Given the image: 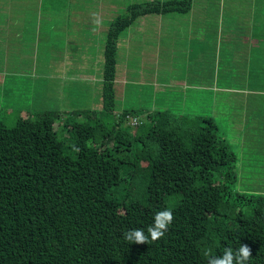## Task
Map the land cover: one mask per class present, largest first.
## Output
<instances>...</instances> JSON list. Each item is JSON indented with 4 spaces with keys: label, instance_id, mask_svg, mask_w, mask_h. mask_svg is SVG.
<instances>
[{
    "label": "trees",
    "instance_id": "1",
    "mask_svg": "<svg viewBox=\"0 0 264 264\" xmlns=\"http://www.w3.org/2000/svg\"><path fill=\"white\" fill-rule=\"evenodd\" d=\"M193 2H129L109 22L100 81L91 87L100 89L99 107L33 109L20 112L14 126L0 119V264H207L206 250L220 255L240 244L252 249L250 264H264V195L233 190L238 158L216 119L163 109L118 111L121 35L149 15L188 14ZM245 19L255 27L256 48L264 50V0H254L253 18ZM242 53L241 69H256L258 89L240 94L264 102V54L250 62ZM94 63L81 74L95 77ZM165 209L174 221L163 238L124 240L131 229L147 234L155 213Z\"/></svg>",
    "mask_w": 264,
    "mask_h": 264
},
{
    "label": "rangeland",
    "instance_id": "2",
    "mask_svg": "<svg viewBox=\"0 0 264 264\" xmlns=\"http://www.w3.org/2000/svg\"><path fill=\"white\" fill-rule=\"evenodd\" d=\"M110 1L0 0V119L14 126L20 112L33 109L57 106L68 113L99 107L100 89H91L94 76L81 74L87 66L92 72V54L82 49L102 50L107 18L123 15L129 2L150 0ZM253 2L194 0L192 14L140 18L121 35L115 91L122 105L118 111L147 107L214 117L238 158L233 190L264 195V102L240 94L258 89L256 69L243 71L240 55L245 50L253 59L264 54L253 46Z\"/></svg>",
    "mask_w": 264,
    "mask_h": 264
},
{
    "label": "clouds",
    "instance_id": "3",
    "mask_svg": "<svg viewBox=\"0 0 264 264\" xmlns=\"http://www.w3.org/2000/svg\"><path fill=\"white\" fill-rule=\"evenodd\" d=\"M174 221L171 209L158 211L154 215V221L147 229H131L123 234L124 240L135 244H149L163 238L169 230V225ZM204 256L208 258L207 264H250L252 249L247 244H240L235 250L225 247L222 254L212 255L211 250H206Z\"/></svg>",
    "mask_w": 264,
    "mask_h": 264
},
{
    "label": "crops",
    "instance_id": "4",
    "mask_svg": "<svg viewBox=\"0 0 264 264\" xmlns=\"http://www.w3.org/2000/svg\"><path fill=\"white\" fill-rule=\"evenodd\" d=\"M37 9H39V8H37ZM194 9H195V7L191 10V12L189 13V14H192L193 13V11H194ZM223 11H225L224 9H223ZM12 12H13V10H12ZM74 16H76L75 14H74ZM77 17H74V19L75 20H80V18L78 17L77 19H76ZM201 19V21H207V17H201L200 18ZM113 19H111V18H107V23L105 24V25H103V27H108L109 26V22L110 21H112ZM96 28H97V26H96ZM97 30L99 31V29L97 28ZM103 31H106V30H103ZM101 34H102V32H101ZM101 34L99 35L100 37H101ZM258 41V40H257ZM257 45V42H255V44L253 45V46H256ZM102 47V46H101ZM87 50V53L85 52ZM246 51V50H245ZM251 51H253V49L251 50ZM82 52H83V54H92V56L90 57L91 58V60H92V63H94V64H97V65H95L94 66V68H95V72H96V76L94 77V80H95V82H93L92 84H91V86H95V84H96V81H100V79H99V76H98V63L99 62H101V59H100V54H101V50L99 49V51L98 50H96V48H95V46H87L86 48H83L82 49ZM247 52V55H248V58H249V61L251 62L252 60H253V57H252V55L250 56L249 55V52L248 51H246ZM220 53H221V50H220ZM241 56V58H242V54L240 55ZM244 60V59H243ZM84 75H87L88 77H91V75H93V74H84ZM95 75V74H94ZM116 81H117V78H116ZM97 86V85H96ZM139 109H146V110H152V109H150V108H147V107H141V108H139ZM53 111H58V112H61L62 113V111H59L58 109H57V106H55V109L53 110ZM134 119H137V120H139L138 118H134ZM134 119H132V120H134Z\"/></svg>",
    "mask_w": 264,
    "mask_h": 264
},
{
    "label": "built area",
    "instance_id": "5",
    "mask_svg": "<svg viewBox=\"0 0 264 264\" xmlns=\"http://www.w3.org/2000/svg\"><path fill=\"white\" fill-rule=\"evenodd\" d=\"M137 121H138L137 119H134L133 120V124L136 125L137 124Z\"/></svg>",
    "mask_w": 264,
    "mask_h": 264
}]
</instances>
